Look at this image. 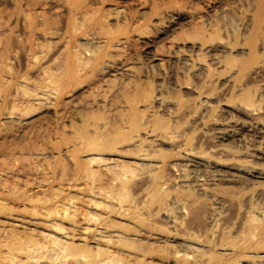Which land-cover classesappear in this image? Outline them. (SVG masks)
Listing matches in <instances>:
<instances>
[{
    "label": "bare ground",
    "instance_id": "6f19581e",
    "mask_svg": "<svg viewBox=\"0 0 264 264\" xmlns=\"http://www.w3.org/2000/svg\"><path fill=\"white\" fill-rule=\"evenodd\" d=\"M209 1L202 13L164 3L132 26L122 0H10L0 11V126L43 103L64 109L86 78L95 96L120 100L117 125L74 112V128L60 113L50 181L41 151L24 156L44 183L29 170L20 184V168L0 164L16 180L6 189L0 179V264H264V0ZM193 14L166 41L174 78L192 85L106 84L115 69L132 76L118 66L130 36Z\"/></svg>",
    "mask_w": 264,
    "mask_h": 264
},
{
    "label": "rangeland",
    "instance_id": "374dc122",
    "mask_svg": "<svg viewBox=\"0 0 264 264\" xmlns=\"http://www.w3.org/2000/svg\"><path fill=\"white\" fill-rule=\"evenodd\" d=\"M221 1L222 0H210L209 9L215 8ZM168 2H178L190 9L200 8V10H197V12L199 11L201 13L207 11V7L204 5L206 0H154L152 1V4L150 3V0H147L146 4L142 8L135 7L131 4L129 6L128 4H125L127 3L125 0H122L121 5L130 7V26H132L135 23V20H139L141 17L146 16V13L149 12V9H156L157 7H161L164 3ZM11 9L12 5L10 0H0V11L10 12ZM197 14L189 16L182 15L180 19L176 20L174 24L166 27L161 33L149 32L142 37H137L136 35L130 36V42L121 48V53L119 54L120 56L118 58V66H120V63L130 66L132 70V76H127L120 70L115 69V71H109L108 73L103 74L102 78L105 79L106 84L110 88H112V86L113 88L119 87L128 83H135L143 87L153 86L157 83H161L165 87H168L174 79V81L176 80L178 83L187 81L190 85H192L193 79L191 77L185 78L178 74V76L174 78L173 71L175 69V62L173 59L169 58V55L171 54V48H168L166 41L171 35L177 32H188L191 29V25L196 20ZM15 32L19 31L16 30ZM155 50L159 53V55H157L158 59L161 60L151 59V55L155 53ZM18 63H13V69L21 71V64ZM94 83V79L88 80L86 78L80 83V85H76V87L73 86V88L67 92V95L63 97V102L65 103L64 109L61 107L54 108L52 104L43 103L42 105L40 104L39 106H32L28 109L29 113L28 111L26 113L28 117L26 118L25 115L23 120L25 123H17L13 119H3L0 126V164L4 166L2 169L7 170L8 168L6 169V167H9L8 171L10 170L17 172L18 176L22 172V177L19 176L23 179L20 180V184L21 182L23 184V182L26 181L24 180V175H31L32 173H35L36 180H38V175L40 177L41 173L47 172L45 169H48L47 173H49V171L51 172V168H53L51 165L54 163L51 161H54V153L50 148H52V143L58 139L60 133L64 134L65 130L63 127L67 124L64 122V119L60 117V113H64V115H66L68 118H71V123L74 125V128H77L80 124L78 119L72 118V113L74 112H77L79 116H84L86 113L92 112V114H95L96 116L99 115L101 119L105 120L108 123L107 125H117L119 122L118 115L120 113L118 109V102L120 101L119 94L115 92H105L103 94L100 92L99 95L95 96V92L93 90ZM177 89L178 88L176 87H172L171 91L179 92L180 95L188 97H192L194 95L191 89L180 88L179 91ZM92 98H94V103L89 105V107L86 106L85 103L92 100ZM65 129H67V127ZM37 151H41L44 157V161H42L43 163H36L37 166H39V168L37 167L38 170L40 169L43 171L41 172L39 170L38 172L40 174H37L38 172H33L30 169L32 167V170L37 171V169L34 168L35 161L32 159L34 161H32V164L34 165H31V161L29 162V159L31 158L24 156L28 153ZM18 154H22L21 157H24L21 158ZM25 157L27 159H25ZM124 160L130 162V156L125 157ZM1 167L2 166H0V168ZM18 168H20L19 171H21L19 174ZM29 170L32 172L31 174ZM24 172L26 174H24ZM67 172L69 173V171ZM54 173L56 174V172ZM68 173L66 174L65 178L70 176V173L69 175ZM55 174L54 180L60 181L58 178H56V175L58 177V174ZM45 175L46 173L41 175V180L39 179L41 182L45 179L43 178L46 177ZM48 176H50V173L47 174V178L44 182L51 180V178H48ZM5 177V175L4 177L0 175V179L2 180ZM6 178L4 179L5 181L3 180V183L0 182V186L1 183L2 185L5 183L6 185L4 184L3 186L7 189L8 187H11L9 186L10 183L11 185H14L16 180L15 177L12 178V176L11 178L14 180L10 179V177ZM57 181H53V183L56 184ZM27 182H31L30 179H28ZM8 206L10 207V204Z\"/></svg>",
    "mask_w": 264,
    "mask_h": 264
}]
</instances>
